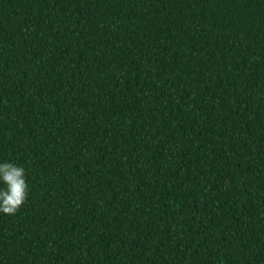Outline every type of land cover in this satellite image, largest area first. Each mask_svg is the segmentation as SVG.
Listing matches in <instances>:
<instances>
[{
	"label": "trees",
	"instance_id": "1",
	"mask_svg": "<svg viewBox=\"0 0 264 264\" xmlns=\"http://www.w3.org/2000/svg\"><path fill=\"white\" fill-rule=\"evenodd\" d=\"M3 162L0 264H264V0H0Z\"/></svg>",
	"mask_w": 264,
	"mask_h": 264
},
{
	"label": "clouds",
	"instance_id": "2",
	"mask_svg": "<svg viewBox=\"0 0 264 264\" xmlns=\"http://www.w3.org/2000/svg\"><path fill=\"white\" fill-rule=\"evenodd\" d=\"M0 183V213L15 215L29 194L25 168L13 162L0 163Z\"/></svg>",
	"mask_w": 264,
	"mask_h": 264
}]
</instances>
